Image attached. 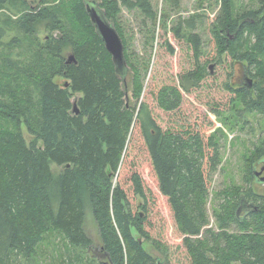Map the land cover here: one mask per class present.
Returning a JSON list of instances; mask_svg holds the SVG:
<instances>
[{"label":"trees","instance_id":"obj_1","mask_svg":"<svg viewBox=\"0 0 264 264\" xmlns=\"http://www.w3.org/2000/svg\"><path fill=\"white\" fill-rule=\"evenodd\" d=\"M87 1L62 0L50 8L49 0H0V11L21 13L13 24L8 13L0 15V46L11 49L28 38L39 48L27 67L0 54V264L35 257L50 232L91 254V264H171L168 242L175 241L190 264H264V192L254 187L264 184L256 176L264 143L245 156L243 184L216 192L212 228L208 204L221 146L215 135L191 124L183 108L184 93L201 88L212 73L209 65L230 57L233 65H248L256 81L249 89L233 85L229 76V107L240 104L241 111L264 117V0L239 15L232 0H219L212 55L203 52L199 34L183 33L182 24L171 30L192 46L194 68L153 94L165 126L145 100L147 66L131 61L118 22L121 6L154 22L151 1L94 0L124 44L125 81L92 24ZM41 28L52 33L43 47L36 42ZM10 30L16 34L10 37ZM162 47L175 54L168 40ZM22 124L33 136L30 144ZM88 207L99 246L85 229Z\"/></svg>","mask_w":264,"mask_h":264},{"label":"rangeland","instance_id":"obj_2","mask_svg":"<svg viewBox=\"0 0 264 264\" xmlns=\"http://www.w3.org/2000/svg\"><path fill=\"white\" fill-rule=\"evenodd\" d=\"M62 0H49L47 6L57 8ZM91 1V0H89ZM100 2L101 0H96ZM156 12L155 21H149L136 10H129L121 6L118 22L121 25L125 38L128 42V54L131 61L137 68L142 64L147 66L144 69V91L145 100L150 104L155 117L162 126H165L164 117L156 103L155 94L161 87L167 84H178L180 76L194 68V58L192 46L186 42L176 40L171 31L178 24H182L183 33L187 35L199 34L203 42V52L209 55L212 52L210 44L213 43V30L215 21L219 15L221 2L219 0H150ZM236 15L251 8H257V0H232ZM15 11V10H13ZM8 13L12 18V24L21 15L0 11V15ZM14 25L10 29L15 28ZM196 29H191V27ZM68 32L76 33L75 26L68 23ZM13 31V30H10ZM16 32H10L11 35ZM52 33L41 28L36 35V42L46 46V40L51 38ZM9 40V39H7ZM6 40V41H7ZM164 40H168L174 46L175 54L168 55L163 46ZM256 42L252 37L250 39ZM36 43L31 39L23 40L21 45H15L9 49L0 46V54L9 55L21 67H27L34 60L35 54L39 52ZM69 48H65L67 55ZM212 55V54H211ZM210 55V56H211ZM223 64H210L213 67L212 73L201 85V88L191 94L184 93L183 108L189 116V122L202 126L208 135H215L221 146L222 165L214 177L211 187V196L208 204V211L211 216L210 227L216 228L212 210L216 201V192H219L225 185L243 184V162L247 155H250L255 146L264 143V117L256 113H246L241 111L242 106L236 104L233 109L228 105L231 95L226 92L227 83L231 82L229 76L232 75L233 85H247L246 79L254 80L249 72L252 70L243 63L233 65L231 58L224 57ZM264 65V56L260 58ZM246 71L245 73H243ZM248 74V76H247ZM65 79L56 77L55 82L63 85ZM130 102L132 93L129 92ZM213 110H219L218 117ZM11 127V125L9 126ZM22 132L28 144L33 141V136L28 132L26 126L22 124ZM264 167V161L257 167V171ZM54 170L60 168L52 165ZM264 176V171L262 172ZM260 176V178L262 177ZM259 192H264V184L254 186ZM85 229L94 239L97 246L100 243V236L97 224L92 215L91 209H86ZM171 247V264H190L180 241L168 242ZM147 248L149 245H146ZM85 250L71 249L60 233L50 232L46 240L39 247L35 257L26 259L22 256L12 259L11 264H91L90 256Z\"/></svg>","mask_w":264,"mask_h":264},{"label":"water","instance_id":"obj_3","mask_svg":"<svg viewBox=\"0 0 264 264\" xmlns=\"http://www.w3.org/2000/svg\"><path fill=\"white\" fill-rule=\"evenodd\" d=\"M86 10L92 21V24L96 28L98 35L101 37L102 41L104 42L107 51L111 54L113 62L116 65L117 71L121 75L122 79L125 81L126 75L128 73V66L124 54V44L122 42L120 35L118 34L114 25L108 21L104 11L100 8L99 4L96 1L88 0L86 2ZM74 60H75L74 56L72 54H69L67 62L71 63ZM212 68L213 67L211 66L210 69ZM246 80L249 89H252L254 84L253 80L252 79H246ZM68 85L69 83L65 84L66 87H68ZM74 113L79 114V109L77 107L76 102L74 103ZM263 171L264 168H262L261 172H257L256 176L260 177ZM260 179L262 182H264V177H261ZM245 206H246V202H244L243 206L239 208L238 213H241V211L244 209ZM251 206L254 207V205L252 204L249 207Z\"/></svg>","mask_w":264,"mask_h":264},{"label":"flooded vegetation","instance_id":"obj_4","mask_svg":"<svg viewBox=\"0 0 264 264\" xmlns=\"http://www.w3.org/2000/svg\"><path fill=\"white\" fill-rule=\"evenodd\" d=\"M263 168V167H262ZM262 177H264L263 175H262Z\"/></svg>","mask_w":264,"mask_h":264}]
</instances>
